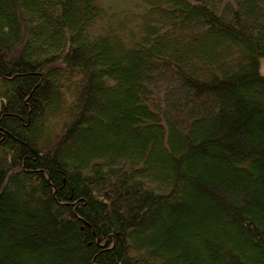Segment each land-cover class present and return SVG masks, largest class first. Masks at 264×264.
<instances>
[{
	"label": "trees",
	"instance_id": "obj_1",
	"mask_svg": "<svg viewBox=\"0 0 264 264\" xmlns=\"http://www.w3.org/2000/svg\"><path fill=\"white\" fill-rule=\"evenodd\" d=\"M107 3L0 0V264H264V0Z\"/></svg>",
	"mask_w": 264,
	"mask_h": 264
},
{
	"label": "rangeland",
	"instance_id": "obj_2",
	"mask_svg": "<svg viewBox=\"0 0 264 264\" xmlns=\"http://www.w3.org/2000/svg\"><path fill=\"white\" fill-rule=\"evenodd\" d=\"M107 4H112L116 7V11L122 13L123 9H126L128 13H133L136 10L140 11L141 7H138L141 0H106ZM125 12V13H126ZM261 71L264 75V59L261 60Z\"/></svg>",
	"mask_w": 264,
	"mask_h": 264
}]
</instances>
